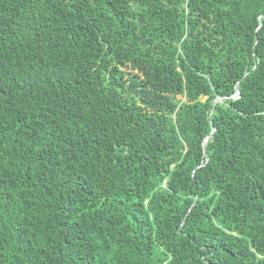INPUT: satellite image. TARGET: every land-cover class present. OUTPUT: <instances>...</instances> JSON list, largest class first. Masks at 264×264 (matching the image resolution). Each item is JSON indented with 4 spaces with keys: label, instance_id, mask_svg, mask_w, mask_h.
<instances>
[{
    "label": "trees",
    "instance_id": "obj_1",
    "mask_svg": "<svg viewBox=\"0 0 264 264\" xmlns=\"http://www.w3.org/2000/svg\"><path fill=\"white\" fill-rule=\"evenodd\" d=\"M0 264H264V0H0Z\"/></svg>",
    "mask_w": 264,
    "mask_h": 264
},
{
    "label": "water",
    "instance_id": "obj_2",
    "mask_svg": "<svg viewBox=\"0 0 264 264\" xmlns=\"http://www.w3.org/2000/svg\"><path fill=\"white\" fill-rule=\"evenodd\" d=\"M238 92H239V90H238V85H237V90H236V93L234 94V97H237ZM218 100H219V98L216 99V101H218ZM209 136H210V135H209ZM207 139H208V137L206 138V141H207ZM206 141H205V144H204L205 147H206Z\"/></svg>",
    "mask_w": 264,
    "mask_h": 264
}]
</instances>
